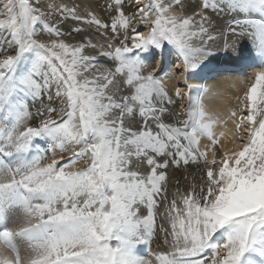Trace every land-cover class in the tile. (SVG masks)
<instances>
[{
	"label": "snow or ice",
	"instance_id": "1",
	"mask_svg": "<svg viewBox=\"0 0 264 264\" xmlns=\"http://www.w3.org/2000/svg\"><path fill=\"white\" fill-rule=\"evenodd\" d=\"M0 264H264V0H0Z\"/></svg>",
	"mask_w": 264,
	"mask_h": 264
},
{
	"label": "bare ground",
	"instance_id": "2",
	"mask_svg": "<svg viewBox=\"0 0 264 264\" xmlns=\"http://www.w3.org/2000/svg\"><path fill=\"white\" fill-rule=\"evenodd\" d=\"M180 66L177 65L175 68L171 69L172 73L179 71ZM243 77L240 76H229V77H218L216 79H208L207 81H191V83L197 84H206L209 88V95L205 97V105L207 110L213 114H221V116L226 119L227 113L230 108L235 107L236 101L234 96L236 95L235 90L231 87L233 83H239ZM182 81L180 80H170L168 81V87L172 90L175 86H180ZM186 87V86H185ZM234 131L231 121H228L226 124H221L216 128V133L219 136L223 133L221 139V144L225 147L230 146V140L232 133ZM207 141H202V144H206ZM154 248L159 250L155 245Z\"/></svg>",
	"mask_w": 264,
	"mask_h": 264
}]
</instances>
